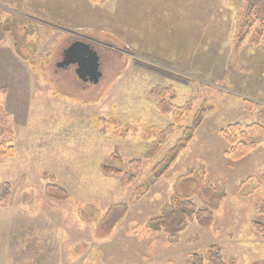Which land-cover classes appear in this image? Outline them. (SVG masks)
<instances>
[{"label":"rangeland","instance_id":"rangeland-1","mask_svg":"<svg viewBox=\"0 0 264 264\" xmlns=\"http://www.w3.org/2000/svg\"><path fill=\"white\" fill-rule=\"evenodd\" d=\"M242 0H0L2 19L23 22L22 54L8 34L0 43L1 139L15 153L0 159V264H188L219 244L227 263L264 258V147L240 160L226 155L231 124L258 122L264 110V43L236 42ZM74 40L100 56L98 83L57 64ZM187 77L186 84L142 68ZM77 68V67H76ZM173 84L176 105L190 101L182 129L146 158L172 116L149 97ZM186 127L188 147L161 177L154 171ZM116 164L135 180L105 173ZM141 159L138 169L131 166ZM69 199L47 196L51 183ZM211 188L219 190L213 195ZM209 207L213 224L189 218L178 232L154 229L152 218L172 198ZM128 204L115 225L110 206ZM207 264V262L205 263Z\"/></svg>","mask_w":264,"mask_h":264},{"label":"trees","instance_id":"trees-1","mask_svg":"<svg viewBox=\"0 0 264 264\" xmlns=\"http://www.w3.org/2000/svg\"><path fill=\"white\" fill-rule=\"evenodd\" d=\"M243 6L240 9L238 16V23L236 25V42L239 44L242 40H246L247 36L254 35V46H260L264 43V0H242ZM23 22L13 20L10 18L2 19L0 15V43L5 41L8 34H11L15 40V48L17 53L22 54L20 48V39L18 30H24ZM142 68L153 71L155 73L165 75L173 80L186 84L187 77H178L171 72L165 73L164 70L152 66L148 63L141 64ZM5 88H0V96L6 94ZM176 88L173 84L162 85L157 84L151 88L149 97L159 100L158 109L163 115L172 116V123L168 124L164 129L158 132L157 140L152 144L148 151L146 158L154 157L161 149L162 145L168 141V138L175 135L176 132L182 129V124L185 117L192 112V103L190 101L183 105H176L171 98L175 97ZM0 128V159L13 156L15 153L14 146L11 140L1 139ZM193 128L186 127L179 139L175 142L172 148L167 152L166 156L159 162L154 171L158 176L164 175L170 170L173 163L178 159L182 151H184L193 138ZM223 137L231 146L230 150L226 152L232 160H240L248 156L252 151L256 150L257 142L252 139L253 136H258L263 140L264 144V110L258 115V122L243 126L241 123L231 124L228 129L222 131ZM264 147V145H263ZM121 162V157L118 152L114 153L109 160H107L101 167L105 173L117 174L123 177L124 184L132 183L135 180L133 174L123 173V171L116 166ZM142 165L141 159H135L131 162L133 168H140ZM46 179H50L51 183L47 184L45 191L47 196L57 200L66 201L70 195L67 190L60 185L53 183V176L45 174ZM213 195H219V190L211 188ZM224 197V193L220 194ZM220 195L218 197H220ZM128 212V204H115L110 206L105 220L112 224H117L123 216ZM195 217L199 225L208 227L213 224L215 215L209 207L199 208L193 201L187 197L172 198L161 209V213L151 219L154 229H165L167 231L178 232L182 231L188 223L189 218ZM253 229L258 232L264 240V223L254 221L252 223ZM235 264V260H230L227 263L224 259L223 248L219 244H213L208 248L207 255L196 253L191 256L188 264ZM252 264H264V258L257 260Z\"/></svg>","mask_w":264,"mask_h":264},{"label":"water","instance_id":"water-1","mask_svg":"<svg viewBox=\"0 0 264 264\" xmlns=\"http://www.w3.org/2000/svg\"><path fill=\"white\" fill-rule=\"evenodd\" d=\"M76 64V73L84 81L98 83L102 76L100 70V56L96 48L83 41H75L64 50L63 59L58 67H67Z\"/></svg>","mask_w":264,"mask_h":264},{"label":"flooded vegetation","instance_id":"flooded-vegetation-1","mask_svg":"<svg viewBox=\"0 0 264 264\" xmlns=\"http://www.w3.org/2000/svg\"><path fill=\"white\" fill-rule=\"evenodd\" d=\"M75 41H83V42H88V43H90L89 41H86V40H74L73 42H75ZM73 42H72V43H73ZM63 54H64V52H63ZM63 54H62V58H63ZM71 65H73V66L75 67V69H76V67H77L76 64H70V65L67 66V67H63V69H67V68H69Z\"/></svg>","mask_w":264,"mask_h":264}]
</instances>
